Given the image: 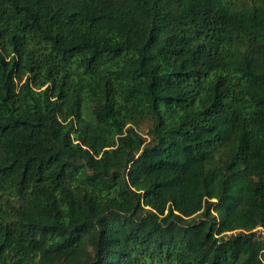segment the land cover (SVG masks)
Segmentation results:
<instances>
[{"label":"trees","instance_id":"1","mask_svg":"<svg viewBox=\"0 0 264 264\" xmlns=\"http://www.w3.org/2000/svg\"><path fill=\"white\" fill-rule=\"evenodd\" d=\"M264 0H0V264H264Z\"/></svg>","mask_w":264,"mask_h":264},{"label":"rangeland","instance_id":"2","mask_svg":"<svg viewBox=\"0 0 264 264\" xmlns=\"http://www.w3.org/2000/svg\"><path fill=\"white\" fill-rule=\"evenodd\" d=\"M259 230H261V232H263V233H264V228H262V227H259Z\"/></svg>","mask_w":264,"mask_h":264}]
</instances>
